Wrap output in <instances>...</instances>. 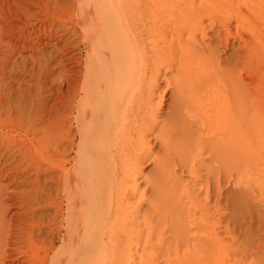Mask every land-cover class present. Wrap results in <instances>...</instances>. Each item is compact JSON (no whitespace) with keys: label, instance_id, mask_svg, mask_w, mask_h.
I'll return each instance as SVG.
<instances>
[{"label":"bare ground","instance_id":"1","mask_svg":"<svg viewBox=\"0 0 264 264\" xmlns=\"http://www.w3.org/2000/svg\"><path fill=\"white\" fill-rule=\"evenodd\" d=\"M44 39L51 111L6 78ZM0 81V264H239L218 215L226 181L264 207V0H0Z\"/></svg>","mask_w":264,"mask_h":264},{"label":"rangeland","instance_id":"2","mask_svg":"<svg viewBox=\"0 0 264 264\" xmlns=\"http://www.w3.org/2000/svg\"><path fill=\"white\" fill-rule=\"evenodd\" d=\"M54 30L57 29L55 28ZM209 36L211 37V39L205 41V44L209 48L212 47L216 48L218 58L219 60L222 61V63H224V61H228L230 54H232V52L236 50L235 49L236 45L234 46L231 45L229 47V50H224L221 44L219 45L218 43L217 46L216 44L217 42L213 37V33H210ZM43 43L47 44L46 48H43L41 50L43 56H41L40 54L31 56L29 53H26L19 55L20 59H18L17 57L13 58L11 60V64H9L10 66L7 69L8 75L6 76V78L12 74L11 79L13 80V83H11L10 86L12 87V89H16V90H19L20 88H26V89H32V91L35 93V90H37L38 87L40 86L44 87L47 90V92L44 93L38 99H34L36 100L34 101V103L36 104V108H37V104L39 103L38 100H45L46 104L42 108H45L46 111L49 110L51 111V109L53 110L55 103L54 99L56 97L55 96L50 97V94L57 93L58 91L61 90V88L65 90V87L64 85L63 86L61 85L62 79L59 78L61 68H57L55 66L56 63L54 65L52 63L49 64L50 56L56 58L57 57L56 53L59 50L58 49L54 50L53 41L44 39ZM66 45H67L66 48L72 46V44L70 43H66ZM76 58L84 59V56L76 55ZM15 61H17V63L13 65ZM21 64H26L25 67H23V69H25V72L21 69V67H19V65ZM77 71L81 72L82 67H80ZM75 80L78 82L81 81V79L79 78ZM2 83L5 82L2 81ZM2 83H0V86L2 85ZM169 96H170V92H168V95H166V97L164 98L163 103L165 106L169 105L170 103ZM16 98L17 97L15 96L12 100L16 101ZM165 113H166V108L164 107V110H162L161 118L164 117ZM15 116H17V114H15ZM14 165H16V163ZM6 166L7 165L4 164L1 167L4 168ZM150 169L151 166L146 169L145 173L148 172ZM51 177H55V175H52ZM32 178L30 179L31 181ZM45 187L48 189H54L55 185L49 181H45ZM28 189L29 188H27V190ZM223 194L225 197L221 200L220 203L222 211H220L218 217L222 218V221H224L223 223L224 227L227 226L226 224H229L228 225L229 230L231 228L233 232V234H231L232 232L230 230L231 232L230 233L231 236L229 235L230 239L233 238V236L237 238V240L235 237L233 240L231 239L232 240L231 243L234 241L233 244L235 247L237 246L238 248H241V252L239 251L240 253L238 252L237 253L238 255L237 254H236L237 256L235 255V259L238 261L239 264H264V207H262L258 202H256L253 199H247L250 202L247 201L245 205L243 204L241 206L242 209H240L241 213L238 212L237 214L235 213V217H234L232 201L230 200V197L233 194L232 183L229 185L227 181L223 183ZM214 200L215 197L212 196V204L214 203L213 202ZM239 214L241 216H239ZM244 244L246 245V247L244 246ZM247 244H249L250 247L247 246Z\"/></svg>","mask_w":264,"mask_h":264}]
</instances>
